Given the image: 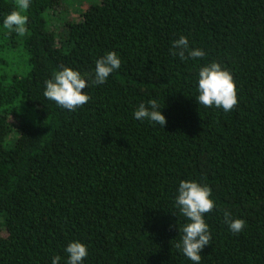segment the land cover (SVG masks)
<instances>
[{
    "label": "trees",
    "instance_id": "obj_1",
    "mask_svg": "<svg viewBox=\"0 0 264 264\" xmlns=\"http://www.w3.org/2000/svg\"><path fill=\"white\" fill-rule=\"evenodd\" d=\"M83 2L31 0L19 36L3 27L15 0H0V264H66L73 241L87 246L83 264H193L175 247L182 180L215 202L200 264H264V0ZM181 36L204 57L172 55ZM110 51L121 67L92 84ZM211 62L236 84L229 112L196 101ZM64 67L88 82L75 111L44 96ZM151 99L165 128L134 117Z\"/></svg>",
    "mask_w": 264,
    "mask_h": 264
},
{
    "label": "clouds",
    "instance_id": "obj_2",
    "mask_svg": "<svg viewBox=\"0 0 264 264\" xmlns=\"http://www.w3.org/2000/svg\"><path fill=\"white\" fill-rule=\"evenodd\" d=\"M31 0H15L14 10L6 15L3 27L15 31L19 36L27 33L26 24L28 17L24 13L30 8ZM172 55L179 56L181 60L204 57L202 49H191L186 36H181L173 42ZM187 54V55H186ZM121 67V59L115 51L107 52L96 61L94 79L92 84L101 85L108 77ZM92 76L91 73L86 74ZM198 93L196 101L205 108L215 106L225 112L233 110L238 104L237 89L231 73L222 68L217 62H211L203 66L198 74ZM44 96L54 101L57 106L68 111H75L88 103L90 97L83 90L88 82L81 73L70 67H64L56 71L51 79L45 81ZM136 120H148L165 128L167 123L165 115L160 110L156 99H151L147 104L141 103L134 112ZM212 189L207 185L192 180H182L179 183L176 206L180 215L188 221L181 228L180 242L175 247L193 262L200 264L201 251L206 245H210L211 232L205 221V214L215 208V202L211 199ZM225 223L233 233L244 230L246 222L243 219H233L230 212H224ZM68 260L66 264H83L88 255L87 246L79 241H73L65 249ZM60 257L56 256L52 264H60Z\"/></svg>",
    "mask_w": 264,
    "mask_h": 264
},
{
    "label": "rangeland",
    "instance_id": "obj_3",
    "mask_svg": "<svg viewBox=\"0 0 264 264\" xmlns=\"http://www.w3.org/2000/svg\"><path fill=\"white\" fill-rule=\"evenodd\" d=\"M95 1V0H84V2L82 3L83 8L85 9L87 7V4H89L90 2ZM80 2V0H75V4H78ZM78 6H74L73 8H71V12L69 13L70 16L72 17H76L77 12L75 11V8ZM13 57L15 59V63H19L22 62V58L19 52H16L13 54Z\"/></svg>",
    "mask_w": 264,
    "mask_h": 264
}]
</instances>
